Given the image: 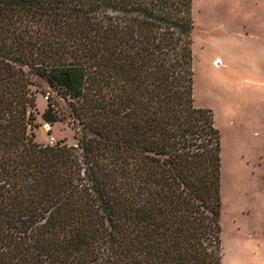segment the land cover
I'll return each mask as SVG.
<instances>
[{
	"label": "trees",
	"instance_id": "1",
	"mask_svg": "<svg viewBox=\"0 0 264 264\" xmlns=\"http://www.w3.org/2000/svg\"><path fill=\"white\" fill-rule=\"evenodd\" d=\"M192 1L0 0V264H222ZM37 94L73 145L36 141Z\"/></svg>",
	"mask_w": 264,
	"mask_h": 264
},
{
	"label": "rangeland",
	"instance_id": "2",
	"mask_svg": "<svg viewBox=\"0 0 264 264\" xmlns=\"http://www.w3.org/2000/svg\"><path fill=\"white\" fill-rule=\"evenodd\" d=\"M192 12L194 104L221 134L222 264H264V0H193ZM47 103L36 95V141L73 145L69 117L43 121Z\"/></svg>",
	"mask_w": 264,
	"mask_h": 264
},
{
	"label": "bare ground",
	"instance_id": "3",
	"mask_svg": "<svg viewBox=\"0 0 264 264\" xmlns=\"http://www.w3.org/2000/svg\"><path fill=\"white\" fill-rule=\"evenodd\" d=\"M213 65H214V64H213ZM219 65H220V60L217 61V66H219Z\"/></svg>",
	"mask_w": 264,
	"mask_h": 264
}]
</instances>
